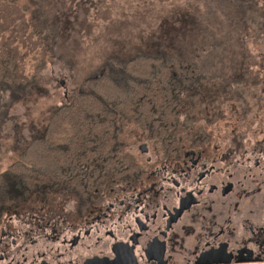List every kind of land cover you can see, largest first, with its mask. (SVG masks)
<instances>
[{"label":"flooded vegetation","instance_id":"obj_1","mask_svg":"<svg viewBox=\"0 0 264 264\" xmlns=\"http://www.w3.org/2000/svg\"><path fill=\"white\" fill-rule=\"evenodd\" d=\"M210 71L168 86L159 113L115 115L96 148L2 206L0 264H264V83ZM18 158L0 174L36 169Z\"/></svg>","mask_w":264,"mask_h":264},{"label":"rangeland","instance_id":"obj_2","mask_svg":"<svg viewBox=\"0 0 264 264\" xmlns=\"http://www.w3.org/2000/svg\"><path fill=\"white\" fill-rule=\"evenodd\" d=\"M7 1L21 8L48 39L45 52L35 51L26 60L29 77L31 66L43 61L35 79L24 89L22 85V92L0 93L1 171L30 137L41 135L44 121L57 107L78 90L86 91V78L103 65L111 69L106 64L112 59L189 57L201 73L211 70L206 73L215 79L211 83L227 75L231 82L225 81L236 85L251 79L264 83V0L248 7L243 3V8L235 0ZM255 16L256 22H250L248 17Z\"/></svg>","mask_w":264,"mask_h":264},{"label":"trees","instance_id":"obj_3","mask_svg":"<svg viewBox=\"0 0 264 264\" xmlns=\"http://www.w3.org/2000/svg\"><path fill=\"white\" fill-rule=\"evenodd\" d=\"M238 3L243 8V3L248 7L261 1L235 0L234 5ZM248 19L254 23L257 17ZM39 29V25L28 21L21 8L7 0L0 2V93L5 90L22 92L21 86L25 85L24 89L44 68L43 61L31 66L34 67L31 77L25 70L29 55L35 51L45 52L48 37L41 36ZM109 63L111 70L89 82L93 94L80 95L62 103L47 122L44 121L41 136L24 141V149L15 163L37 167L31 171L8 168L0 174L1 210L7 203L25 196L30 181L52 178L57 163L71 164L73 155L75 157L90 147L96 148L95 142L104 139V133L115 130V115L137 116L143 108L148 115H153V110L159 113L169 100L168 86L188 83L191 87L203 83L193 59L182 62L173 57L165 61L159 56L136 55L123 60L112 59ZM185 68L186 73L178 72ZM170 69H175L176 76ZM133 100H141L136 112L138 103L130 104ZM149 100L160 102L152 110L146 103Z\"/></svg>","mask_w":264,"mask_h":264}]
</instances>
